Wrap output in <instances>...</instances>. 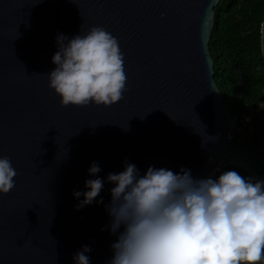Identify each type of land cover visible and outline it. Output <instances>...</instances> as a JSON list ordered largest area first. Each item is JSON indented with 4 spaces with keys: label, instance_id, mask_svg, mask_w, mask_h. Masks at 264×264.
Instances as JSON below:
<instances>
[{
    "label": "water",
    "instance_id": "1",
    "mask_svg": "<svg viewBox=\"0 0 264 264\" xmlns=\"http://www.w3.org/2000/svg\"><path fill=\"white\" fill-rule=\"evenodd\" d=\"M218 1L0 0V156L18 173L0 195V264H76L85 246L90 264H110L123 227L110 231L107 176L128 163L206 177L231 124L209 48ZM96 26L118 39L127 91L107 108L62 107L47 78L57 37ZM95 178L103 203L77 210Z\"/></svg>",
    "mask_w": 264,
    "mask_h": 264
},
{
    "label": "clouds",
    "instance_id": "2",
    "mask_svg": "<svg viewBox=\"0 0 264 264\" xmlns=\"http://www.w3.org/2000/svg\"><path fill=\"white\" fill-rule=\"evenodd\" d=\"M57 45L52 58L56 67L47 78L62 107L91 102L107 108L123 99L124 55L110 32L96 26L70 40L61 34ZM257 104L264 109V103ZM100 171L94 162L89 175ZM17 175L10 159L0 156V195L15 187ZM107 181L115 185L107 206L110 231L116 234L123 227L112 245L110 264H264V180L234 170L217 179L153 167L140 175L128 163L124 171L109 173ZM103 187L100 178L87 180V191L73 194L84 197L77 210L96 201ZM90 251L83 247L74 256L76 264H90Z\"/></svg>",
    "mask_w": 264,
    "mask_h": 264
},
{
    "label": "trees",
    "instance_id": "3",
    "mask_svg": "<svg viewBox=\"0 0 264 264\" xmlns=\"http://www.w3.org/2000/svg\"><path fill=\"white\" fill-rule=\"evenodd\" d=\"M214 12L209 39L214 79L231 116L238 118L224 172L264 180V109L257 104L264 103V0H219Z\"/></svg>",
    "mask_w": 264,
    "mask_h": 264
},
{
    "label": "built area",
    "instance_id": "4",
    "mask_svg": "<svg viewBox=\"0 0 264 264\" xmlns=\"http://www.w3.org/2000/svg\"><path fill=\"white\" fill-rule=\"evenodd\" d=\"M237 119H238L237 116H231V124H230L229 133H228L229 144L233 140V134H234V132L236 130V126H237ZM243 126H245V124H243ZM225 158H226V155H225V153H223L220 160L216 162V164L212 167V169L210 170V172L206 175V177L204 179H207V178L217 179V177L219 175H221L224 171L225 164H226Z\"/></svg>",
    "mask_w": 264,
    "mask_h": 264
}]
</instances>
